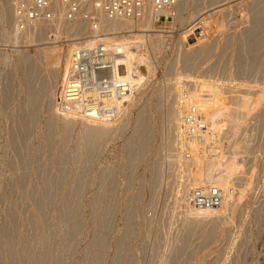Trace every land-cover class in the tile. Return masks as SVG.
I'll list each match as a JSON object with an SVG mask.
<instances>
[{"label": "rangeland", "instance_id": "1", "mask_svg": "<svg viewBox=\"0 0 264 264\" xmlns=\"http://www.w3.org/2000/svg\"><path fill=\"white\" fill-rule=\"evenodd\" d=\"M180 13L155 72L94 133L60 104L69 34L20 36L0 0V264H264V0H184ZM201 15L209 29L185 35ZM55 45L51 79L40 51ZM191 78L219 108L205 123L222 153L184 165L176 86ZM208 187L221 205L200 213L190 194Z\"/></svg>", "mask_w": 264, "mask_h": 264}, {"label": "built area", "instance_id": "2", "mask_svg": "<svg viewBox=\"0 0 264 264\" xmlns=\"http://www.w3.org/2000/svg\"><path fill=\"white\" fill-rule=\"evenodd\" d=\"M180 1L13 0V24L19 33H26L59 20L65 23L81 22L84 25L83 34L76 40L78 45L72 55L71 75L60 104L71 112L113 117L120 113V108L116 101L107 102L108 98H129L136 93V87L124 73V53L114 49L109 39L141 34L148 41L160 33L170 37V31L163 29L162 25L175 23ZM194 24L203 25V22L198 19ZM194 24L184 29V32L188 31L186 35L194 31ZM139 40L132 42L133 49L138 52L147 49L149 54H154L151 46L146 45L147 41ZM192 117L195 127L206 128L204 119L193 108L182 120V125L187 126L184 130L188 133L193 130L192 123H189ZM212 144L208 142L206 148H211ZM190 200L196 209L215 210L221 205L220 190L211 187L192 190Z\"/></svg>", "mask_w": 264, "mask_h": 264}, {"label": "bare ground", "instance_id": "3", "mask_svg": "<svg viewBox=\"0 0 264 264\" xmlns=\"http://www.w3.org/2000/svg\"><path fill=\"white\" fill-rule=\"evenodd\" d=\"M184 0H181L178 7H177V19L181 17V13H180V5ZM13 0H11V7H12V20H13ZM11 17V9H6L4 11V18H9ZM200 22H203V24L205 25V27L209 26L210 21H208L207 17L205 16H199ZM14 25V24H13ZM193 26H196V24H194ZM15 28V27H14ZM18 28V27H17ZM118 28V27H115ZM192 28V27H191ZM83 29H84V25L81 22H74V23H65L63 21H56L54 22L52 25L50 26H42L37 28L36 30H29L26 33L32 34L34 32H44L47 34V32L52 31L54 32V34L52 36L54 37H58V36H62L65 37L68 35L67 38H69L70 40V46H69V51L67 54V59L65 60V79H64V84H63V91L62 94L64 92V89L70 79V75H71V69H72V55H73V51L76 49V46L78 45L77 43V39L82 36L83 34ZM209 29V27H208ZM15 30L18 32V34L20 36L26 34V33H19V31L15 28ZM188 31L186 30L187 33ZM184 35V34H183ZM186 35V34H185ZM195 36V35H194ZM143 35L141 34H137L134 36H122L119 38H110L109 42L111 43V45L113 46L114 49L122 51L124 54V63H125V72L127 76L130 77L131 81L133 82L134 86L136 87V93L129 97H121L120 99H116L113 100L112 98H108L107 102L112 103L113 101H116L119 108H120V112L122 110H124L128 103H130L131 99L133 97H135L136 95H138V89L140 87H142V85H144V81L150 78V75L155 72L156 67H157V55H156V51L160 50L161 48L163 49V47H165L166 44V48H168V39L169 36L164 35L163 33L160 34H156L154 35L152 38L150 37V39L147 41L145 38L143 40ZM185 38V37H184ZM140 39V40H139ZM144 41L146 43V45L151 49H153L154 54H149V50L146 51H141L138 52L137 50L133 49L131 47L132 42H137V41ZM182 50H187V48L182 47ZM182 50H180L178 53L181 54ZM41 54H43L47 60L51 61L50 64L51 67L49 68V73H48V77L53 79L54 76L56 75V66L60 63V59H61V51H59V46L55 45L54 47H50L48 46L47 49H41L40 51ZM160 54V53H159ZM193 56V53L191 54V52H185V56H184V64L187 65L189 57ZM192 58V57H191ZM180 55L177 54V56L174 59V62H179L180 64ZM173 62V63H174ZM178 67L176 66L175 69H177ZM56 72V73H55ZM136 73V76L134 75V73ZM147 74V76H145ZM175 74H178L177 76L181 75V76H185L182 74H179V72H176ZM189 75V74H186ZM175 76V77H177ZM192 76V75H191ZM145 77V78H144ZM174 77V78H175ZM196 77V76H193ZM173 78V79H174ZM199 81L205 80V79H200L197 78ZM186 79H184L185 81ZM193 78H191V80L189 82L185 81L183 83V85L181 86H176L179 95L181 94L182 97V101L179 102L180 105V109L183 110V119L186 117L188 111L190 109L195 108L196 113L202 117L204 119V121L206 122V120L210 117V115H212V113L217 112V110L219 109L218 107H216V103L214 101H206L205 98L207 94H203L198 90V86L194 85V82H192ZM208 82H211L210 87H207L204 90L214 88L209 92V97H213L215 95V93L217 92V88L219 85H217L214 81H212L211 79H206ZM214 82V83H213ZM215 84V85H212ZM201 87V86H199ZM64 109V108H63ZM64 117L69 120L72 121V119H77L78 117L82 118L84 121H86L87 123V127L89 128V130L91 131H100L101 130H108L107 128L111 127V125L113 124V121L115 119V117L117 116H102V117H93V116H89V115H84L82 113L79 112H71L68 110L64 109ZM182 119V120H183ZM193 117L190 118L189 123L191 124L192 122H194ZM65 120V119H64ZM65 122V121H64ZM68 122V121H67ZM66 122V123H67ZM68 122V123H69ZM70 124V123H69ZM68 124V125H69ZM194 123H192L191 127L193 130H191L189 133L187 132V130L184 128L181 122V130H182V134H181V139H180V151H181V160L183 162L184 165H191L197 161L200 160H204V159H210V158H215L218 157L222 151L220 146L215 142L214 140V136L215 134L212 133V131L210 130V127H207V125L205 126L206 128L204 130L195 127L193 125ZM66 125V126H68ZM95 133V132H94ZM208 142L213 143L211 145V148L207 147L206 148V144ZM182 149V150H181ZM189 154V156L187 157L186 154ZM176 157V156H175ZM177 161V158H175ZM208 189V188H207ZM200 190V189H198ZM196 209V208H195ZM200 213H210L214 210L211 211H204V210H199L197 209Z\"/></svg>", "mask_w": 264, "mask_h": 264}]
</instances>
